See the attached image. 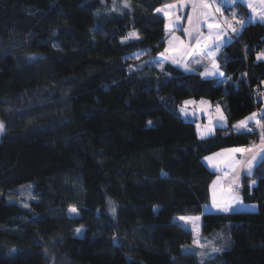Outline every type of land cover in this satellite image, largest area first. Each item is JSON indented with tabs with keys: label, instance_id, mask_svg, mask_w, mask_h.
I'll use <instances>...</instances> for the list:
<instances>
[{
	"label": "trees",
	"instance_id": "obj_1",
	"mask_svg": "<svg viewBox=\"0 0 264 264\" xmlns=\"http://www.w3.org/2000/svg\"><path fill=\"white\" fill-rule=\"evenodd\" d=\"M174 1L0 0V264H264V165L240 186L256 210L215 213L203 160L260 138L233 126L262 106L251 90L264 82V24L221 54L231 82L171 63L132 69L163 52L156 9ZM202 98L227 115L214 135L163 127ZM178 216H201L204 248Z\"/></svg>",
	"mask_w": 264,
	"mask_h": 264
},
{
	"label": "crops",
	"instance_id": "obj_2",
	"mask_svg": "<svg viewBox=\"0 0 264 264\" xmlns=\"http://www.w3.org/2000/svg\"><path fill=\"white\" fill-rule=\"evenodd\" d=\"M210 2L214 6H219L222 9V15L219 13L215 14L216 19L215 20H209L208 22L213 23H223V20L225 17H227L229 20H232L231 17L227 16L225 13V10L227 8H230L227 6L223 0H210ZM251 4V7H248V4ZM170 4H176L177 7L173 11L169 9L170 16L172 20H175L176 16L180 17L179 23L169 27L170 19L169 16H165L162 12H158L161 16H163L166 20V41H165V49H169V51L166 53L165 57H162L163 63H171L180 69L184 70V68L181 65L175 64L172 62L173 59L180 60L181 63H188L190 67L196 68L197 71L189 72V73H200L203 72L204 68L203 66L197 65L193 61V57H197L200 60L203 61L204 65L210 64V58L207 55H201V53L204 51L199 46L196 45V39L197 36V29H199V32L203 36H207L209 29L207 28V24L203 22V16L202 13L205 11L201 5V0H177L165 5ZM240 5L244 10L243 19L247 21L249 17H252L253 22H259L264 24V22L261 21L259 13L264 12V3H261V0H238L236 3ZM235 4V5H236ZM160 6L161 7H164ZM234 5V6H235ZM232 6L231 8H233ZM255 9V12L253 11ZM208 11H211L210 9ZM191 20V23L189 22ZM187 29V32L185 31ZM228 37H231V31L227 32V35L222 37L223 40L227 41L226 43H223L220 47L219 51L217 52V55L215 57L217 63L220 66V71L224 74L223 77H214L219 78L221 80L226 81L225 83H228L230 77H226L225 70L222 66L220 56L221 54L226 50L228 45L232 42L231 40H228ZM171 42V43H169ZM211 43V41H209ZM185 49H191V55H185ZM264 88V83H263ZM205 99V98H203ZM209 100V99H208ZM208 100H202L204 101L205 105H216L211 100V102H207ZM201 100H198L196 102V105H199ZM187 112L189 115L191 112L190 107H187ZM225 112V110H224ZM261 112L264 114V100L263 104L261 106ZM259 112L258 110L254 111L253 113H257V119L259 118ZM251 115V114H250ZM249 115V116H250ZM247 116V117H249ZM181 117L183 119H180L177 116H167L163 118V127H176L182 129L187 136L192 139H199L201 138V131L208 127L205 125V119L201 124L195 123L194 121H190L191 119L186 118L183 113H181ZM225 117L227 118L226 112ZM165 119H170V122H166ZM218 119V118H217ZM245 119V118H244ZM243 120V119H242ZM241 121V120H240ZM255 121H249L247 126ZM227 124V120L224 124V126ZM197 125L200 126V128L197 127ZM238 125V122L235 124ZM211 126L214 128V131L216 127H219L216 124V120L211 124ZM236 131L239 132H246L243 128L234 127ZM259 133L261 134V130H259ZM208 137V136H205ZM204 137V138H205ZM257 146L253 149L254 152L257 154L259 153V146L261 145V135L259 138V141L252 145L247 146H233L221 149L215 153H212L206 157L213 156V154L219 153L218 156H213L215 163V166L213 163H210L207 159H203L204 163L214 172H216V176L214 180L211 183L210 187V193H211V202L204 206L205 212H215V213H227L221 210L222 207L228 206L230 208V211H242V210H256L257 205L253 203H245L240 191V186L242 183L243 177L246 175L247 169L245 167L246 162L251 158L252 152H244V153H234L229 152L226 150L230 149H236V148H244L248 149L252 146ZM231 161H239L238 164H232L231 167H229V164ZM258 165L257 162H254V166L252 169V174ZM239 199H236V198ZM215 201V202H214ZM219 206V207H218ZM187 217H199L201 219V216H187ZM185 218V217H184Z\"/></svg>",
	"mask_w": 264,
	"mask_h": 264
},
{
	"label": "snow or ice",
	"instance_id": "obj_3",
	"mask_svg": "<svg viewBox=\"0 0 264 264\" xmlns=\"http://www.w3.org/2000/svg\"><path fill=\"white\" fill-rule=\"evenodd\" d=\"M223 2L227 6L232 7L238 2V0H223ZM261 3H264V0H261ZM201 5H202L203 9H205V11L202 13L203 22L207 24V28L209 29V32H208L207 36H203L199 32V29H197V36L195 37V39H196V45L204 50L201 53V55L209 56L210 64L204 65L203 61L197 57H193V61L195 64L203 66V68H204L203 72L199 73L202 77H205V78L223 77L224 74L220 71V66L215 59L217 52L219 51L222 44L227 42V41L223 40L222 37L226 36L228 31H231L232 33H235L238 36L240 34V31L243 29V27L246 24L252 23L253 20H252L251 16L249 17V19L247 21H245L244 19H236L237 13L232 12L231 13L232 20H229L227 17H225L222 24L221 23L208 22L210 19L211 20L216 19V17H215L216 13H219L222 15V9L218 5L214 6L210 2V0H201ZM124 6L129 7V0H124ZM247 6L251 7V4L249 3ZM176 7H177L176 4H170V5H165L164 7L156 9L157 12H162L165 16H169V19H170L169 27L170 28L172 26L178 24L179 20H180L179 16H176L175 20H172L171 16H170L169 9L174 11L176 9ZM209 9L211 11H208ZM253 11L255 12V9H253ZM259 16H260L261 21L264 22V12L259 13ZM189 22L191 23V20H189ZM185 31L187 32V29H185ZM132 38L139 39L140 37H139V34L136 32L129 33L128 37H125V39H132ZM232 38L233 37H228V40H231ZM209 41H211V43H209ZM169 43H171V42H169ZM168 51H169V49L166 48L164 52L160 53V56L165 57V55ZM191 51H192L191 49H185L184 54L185 55H191ZM256 56H257V60L264 59V52L257 53ZM172 62L175 64H178V65H181L185 71H189V72L197 71L196 68L190 67V65L188 63H181L180 60L173 59ZM155 63L161 67V70H163V62L162 61H156ZM165 75L167 76L168 74L165 73ZM225 82L226 81H224V80L220 81V83H225ZM228 82H231L230 78H229ZM262 83H264V82H262ZM236 86L238 87L239 85H236ZM200 103L203 104L205 102L201 101ZM190 104L195 105L196 102L192 101V100L184 101L183 102L184 106H182L179 109V111L181 113H183L184 115H187L188 114L187 106ZM201 110L203 111L204 109L202 108ZM215 111L219 114L218 119L216 120V124L218 126H221V127L224 126L227 118L223 115V112H222L219 105H216ZM257 115H258L257 113H252L249 117H245V119L238 122V125H234L233 127H239V128H243L246 131H252V129H248L247 124L249 121H255V123L257 125H259L260 120L257 119ZM211 124H212V118L209 117V126L204 128L201 131V133H200L201 138H204L205 136L214 135V128L211 126ZM148 125L151 126L152 121H148ZM197 127L200 128L199 125H197ZM4 132H5V125L2 121H0V134H3ZM256 147L257 146L254 145L248 149L236 148V149H230V150H226V151L234 152V153L252 152L253 154L251 155V158L245 164V167L247 169L246 175L251 176L252 175V169L254 166V162H257L261 165H264V126H262V128H261V145L259 146V153L258 154L253 151V149ZM218 155H219V153L213 154V156H218ZM213 156L206 157L205 159H207L210 163H213L215 166L216 162L214 161ZM238 163H240V162L239 161H231L229 164V167H231L232 164H238ZM251 183L255 184L256 181L252 180ZM236 199H239V198L237 197ZM25 206H27V205H25ZM221 210L224 212H228V211H230V208L228 206H224L221 208ZM111 211L113 214H115V211H116L115 207H112ZM69 212L78 214V210L75 206H71L69 208ZM179 219L185 220L186 218L180 217ZM81 232H82V228L76 229L77 234H79ZM113 239H115V237ZM193 243L200 248L205 247V245L200 244L198 238L195 239L193 241ZM209 243H211V242H209ZM10 251H15V250L10 249ZM211 251L212 252H221V251H223V248L222 247L217 248L215 246H212ZM201 255L203 256L204 253H201ZM201 264H203V261H201Z\"/></svg>",
	"mask_w": 264,
	"mask_h": 264
},
{
	"label": "rangeland",
	"instance_id": "obj_4",
	"mask_svg": "<svg viewBox=\"0 0 264 264\" xmlns=\"http://www.w3.org/2000/svg\"><path fill=\"white\" fill-rule=\"evenodd\" d=\"M226 15L232 18V15L231 14L230 15L229 14H226ZM141 54H142V52H139V53L135 54V57L136 58L137 57H140ZM156 61H162L163 62V59L160 56V54L158 56H155V57H147V58L141 59L138 62L134 63L131 66V68L138 70V69L144 67L145 65H155L157 67H160L159 65H157L155 63ZM260 89L263 91L262 98L264 100V88L262 87ZM187 100H192V101L197 102L198 100H201L202 101V100H208V99H203L202 98V99H187ZM207 102H211V101L208 100ZM262 104H263V102H262ZM218 105L220 106V108H221V110L223 112V115L225 116V112H224L223 106L221 104H218ZM182 106H184V105H182ZM187 107H190L191 112H190L189 115H184V116L186 118L191 119L190 121H194L195 123H198V124H201L204 121V119H205V125L208 126L209 125V117L212 118V124H213V122L215 120H217V118L219 116V114L215 111L216 105L214 106L211 103H210V105L209 104L208 105H205L204 103L203 104L199 103V105H196V104L195 105H192V104H190ZM202 108L204 109L203 111L201 110ZM257 110L259 112H261V107L259 106V108H257ZM180 119H182V117ZM258 119L260 120V124L259 125L256 124V127H254V130L252 132H256L257 130L259 131V130H261L262 126H264V114H262V112L259 113V118ZM165 120H166V122H170L169 121L170 119H165ZM0 121H2L1 118H0ZM182 121H183V119H182ZM151 127H152V125L151 126H148V128H151ZM1 135L2 134H0V138H1ZM258 141L259 140H255L250 145L257 143ZM23 194L26 197H30V195H32L31 194V189L29 187H27L25 189V191H24ZM72 214H76V213H72ZM181 217H185L186 219L185 220H180L179 219L180 217L178 216V217L175 218V220L178 223H181L182 225H184L185 227L192 229L193 232H194V235H195V239L198 238L200 244H204L206 242V239L202 235V232H201L202 231V229H201V225H202L201 219L199 217H187V216H181Z\"/></svg>",
	"mask_w": 264,
	"mask_h": 264
},
{
	"label": "built area",
	"instance_id": "obj_5",
	"mask_svg": "<svg viewBox=\"0 0 264 264\" xmlns=\"http://www.w3.org/2000/svg\"><path fill=\"white\" fill-rule=\"evenodd\" d=\"M232 12H236V13H237V17H236V19H242V16H241V14H240L239 12L234 11V10H232L231 8H227V9L225 10V13H226V14H229V15H230ZM231 37H233L232 40H236L238 36H237L235 33H232V32H231ZM251 94H252V97H253V99H254V103H255L256 106H259L260 104H262V102H263V98H262V96H263V91H262L260 88H258V87H254V88L251 90ZM254 127H256V123H255V122L249 124L248 129H252V131H253V130H254ZM252 131H251V132H252Z\"/></svg>",
	"mask_w": 264,
	"mask_h": 264
}]
</instances>
